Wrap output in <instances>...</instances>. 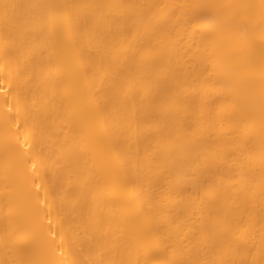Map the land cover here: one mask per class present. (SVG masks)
Here are the masks:
<instances>
[{
  "label": "bare ground",
  "instance_id": "bare-ground-1",
  "mask_svg": "<svg viewBox=\"0 0 264 264\" xmlns=\"http://www.w3.org/2000/svg\"><path fill=\"white\" fill-rule=\"evenodd\" d=\"M0 264H264V0H0Z\"/></svg>",
  "mask_w": 264,
  "mask_h": 264
}]
</instances>
